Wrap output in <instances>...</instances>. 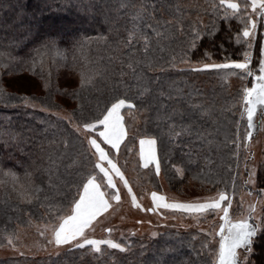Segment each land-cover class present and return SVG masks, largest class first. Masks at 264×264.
Wrapping results in <instances>:
<instances>
[{
  "label": "trees",
  "instance_id": "1",
  "mask_svg": "<svg viewBox=\"0 0 264 264\" xmlns=\"http://www.w3.org/2000/svg\"><path fill=\"white\" fill-rule=\"evenodd\" d=\"M141 4L157 6L154 12L148 8L154 17L148 23L156 25L161 33L157 36L147 23L137 22L148 37L147 53L145 40L133 38L128 42L134 10ZM180 6L178 0H0V75L27 74L39 79L46 92L41 97L30 96L10 90L4 86V80L0 85V246L31 223H52L49 211L53 206L62 207L64 212L69 209L77 185L93 165L88 144L73 125L83 127L85 122L96 123L106 115L105 109L111 107L115 97H127L126 102L133 104V111L144 113L140 130L159 142L163 166L170 161L183 167L181 182L202 173L213 176L210 180L197 177L211 191L228 187L235 165L234 146L231 148L229 144L235 139L238 107L227 118L221 102L230 107L231 102L233 105L241 102V96L235 94L230 98L228 89L221 88L211 77L201 80L194 73H182L179 66L185 60L184 55L196 63L210 58L224 60L229 55L237 60L239 48H234L232 42L233 29L220 20L217 33L211 37L206 35L190 49L191 29L195 24L187 26L186 37L179 34ZM36 15L40 17L37 19ZM83 25L88 26L75 31ZM64 30L67 33L60 34ZM130 63L133 68H129ZM61 71L79 77L74 86L58 84ZM184 81L188 82L186 88ZM142 85L149 88V94L140 95ZM202 94L209 95L207 101L200 99ZM56 95L75 103L69 112L70 120L47 113L64 109L54 101ZM26 100L41 109L26 107ZM194 106L201 114L213 109L219 114L198 118L191 113ZM173 113L186 114L187 120L178 122L176 129L184 131L190 127L193 137L188 144L199 146L194 151L200 154L204 167L196 169L185 164L196 159L186 150L172 155L166 134L171 132L174 136L175 131L163 120ZM45 128L49 130L47 138L43 135ZM228 128L230 137L225 134ZM62 139L70 145L67 154L60 143ZM5 140L9 142L7 146ZM167 171L176 179L172 171ZM26 173L32 174L30 181ZM257 183L260 188L264 187V170L259 172ZM16 185H24L25 191L18 193ZM35 187L43 191L36 193ZM250 222L255 223L253 219ZM255 240L251 260L253 264H264V235ZM0 264L92 263L68 253L48 260L6 259L0 260Z\"/></svg>",
  "mask_w": 264,
  "mask_h": 264
},
{
  "label": "rangeland",
  "instance_id": "2",
  "mask_svg": "<svg viewBox=\"0 0 264 264\" xmlns=\"http://www.w3.org/2000/svg\"><path fill=\"white\" fill-rule=\"evenodd\" d=\"M178 2L181 5L180 17L182 18L179 24V34H182L183 38L186 37L189 33L187 26L195 24L191 29L192 42L190 49L197 41L206 37V35L211 37L217 33L221 21H224L226 27L233 29L232 42L234 48H239V58L237 60L232 59V56L229 55L224 60L210 58L207 61L204 59L196 63L187 60L189 57L184 55L183 59L185 60L179 66V71L182 73H194L201 80L211 77L221 88L228 89L231 95L230 98L235 94H240L241 96V102L235 103L233 101L234 105L231 102L230 107H226L225 101L221 102L225 108V116L227 118L231 116L233 110L237 111L235 108L238 107V117L234 132L235 139L229 144L231 148L234 146L235 165L233 176L228 187L211 191V187L198 182L199 178L197 177L210 180L213 176L210 174L205 176L202 173L201 175L195 174L196 177L187 178L181 182V179L184 177L183 167L173 165L170 161H167L164 166L162 165L159 154L161 147L158 141V145L157 143L155 145L156 159L145 167L140 157L139 141L141 139L156 138L147 135L142 129L140 130L144 123V113L133 111L134 106L131 109L125 107L122 108L121 114L123 117V127L126 132V143L124 144V139L119 149H111L110 146L102 142V138L98 139L97 142L101 143V146L106 151L110 150L109 158L120 169L124 179L128 182L127 187H125L124 182L120 180L119 176L115 174H113V179L116 188L109 189L104 186L106 182L100 179L103 174L99 173V169H93L94 163L98 162L97 157L92 156L93 165L88 170V173L97 175V182L102 184V191L106 193H118L120 199L117 201L111 199L110 196H106V199H109L110 203L109 209L98 216L92 225L85 229V235L89 239H111L114 242L120 243L126 250L121 252L117 249H111L105 244L101 245V251L99 253L94 252L91 246H86L83 249H77L70 245L57 246L54 242H49L53 240L51 223H31L28 228L20 230L14 238L9 239L12 241L11 243L8 240L6 245L0 246V260L17 259L20 257L48 260L71 253V255L74 256L75 254L80 259H85L92 264H144L146 261H150V264H157L158 261H162V264H172L176 261H178L177 264L179 262L188 264V262L191 263L193 261L206 264L207 261L212 259L208 254L210 248H218V244H212L209 248L202 247V245L212 240L211 234L214 231H219L218 225L222 223L219 217L222 213L200 215L198 213L186 214L164 208L154 209L151 198L153 192L157 196L164 197L166 203L205 202L208 198H218V194L224 192L228 197V201L231 202L229 212L234 222L242 217H247L250 206L255 208L253 220L259 222L260 217L264 214V187L260 188L257 183L259 172H263L264 170V105L258 104L256 106V111L253 115L254 127L251 130L248 129L247 104L244 99V93L246 89H251L256 86V78L261 75L259 61L262 58L261 48H264V23H261L262 18L259 15L260 9L257 7L253 10L251 0H247V7L244 0H226V2L238 3L240 5L241 13H238V15L249 20V31H252L250 27L251 22L254 20L257 23V28L252 39L253 48L249 50L244 43L248 38L243 37V31L245 30L243 23L235 17L225 19V6H220L215 13L213 12V3L219 5V0H178ZM227 11L230 12L231 10L229 9ZM36 17L38 19L40 16L36 15ZM87 26L83 25L75 31L78 32ZM33 28H37V26ZM49 29L50 27L47 28V30ZM69 30H73V28ZM197 32H199V37L196 36ZM62 33L65 34L67 31L60 32V34ZM237 37L240 38L239 43H237ZM246 50L250 51L251 54L249 68L253 72L252 76H246L241 70L237 69L205 67V65L213 64L242 63L244 62L243 53ZM57 76L55 75V77ZM184 76L188 77V75ZM0 77H2L0 79V85H2V80H4V86L9 87L12 91L37 97L44 96L46 93L42 88V82L27 74L20 76L0 75ZM60 77L58 80L60 86H74L77 78H79L75 74L72 75L64 71H61ZM55 79L56 83L57 78ZM183 85L186 88L188 82L184 81ZM208 96V94L199 95L202 101H207ZM168 99L171 100L172 98ZM222 99L226 100V96L224 98L222 97ZM54 101L63 105L64 109L47 113L62 120H70L69 112L75 106V103L60 95H56ZM128 103L126 102V105ZM24 105L32 109H41L38 104L33 103L31 100H26ZM195 108L196 106H194L191 113L198 118L202 117V115L219 114L214 109L212 112L201 114L196 112ZM184 120H187L185 113H173L166 120H163L164 123L170 125L172 132L181 133L177 137L175 135L172 136L171 132H168L166 136H169V140L167 139L169 142L167 141V143L173 149L172 155H177L179 152L181 154L183 150L191 152V154L193 153L196 159L194 161H187L185 164L192 165L198 169L203 164L200 154L194 151L199 146L196 147L193 144H188L193 137L190 127L186 130L184 129V131L176 129V126L178 127L177 123ZM173 125L175 126L174 131L172 130ZM73 126L75 130L78 127L76 125ZM80 128L81 131L77 133L87 144L88 139L96 138L97 132L102 130L101 126L98 125L97 129L89 135L83 127ZM227 131L225 134L230 132L229 128ZM248 131H252L251 138L247 136ZM227 136L229 135L227 134ZM133 140L135 142H132ZM89 150L91 153L94 151L90 148ZM184 156L186 157L185 153ZM188 156H190V153ZM156 162L160 164L159 175L156 174ZM205 162L208 164L207 160ZM211 164L209 162V165ZM105 167H108L106 163ZM167 170L172 171L176 179ZM206 171L209 173L213 172L211 170ZM176 182L177 185H174ZM15 187H17L16 190L18 193L21 191L22 194L25 191L24 185H16ZM129 189H131V195L129 194ZM133 195L136 197V204L140 205L139 208L132 202ZM223 206H227V201ZM149 208H153L154 210L146 211ZM109 229L111 230L110 232ZM215 239L218 241L219 237L216 236Z\"/></svg>",
  "mask_w": 264,
  "mask_h": 264
},
{
  "label": "snow or ice",
  "instance_id": "3",
  "mask_svg": "<svg viewBox=\"0 0 264 264\" xmlns=\"http://www.w3.org/2000/svg\"><path fill=\"white\" fill-rule=\"evenodd\" d=\"M247 7V0H244ZM220 6H225V19L230 17H235L241 21L244 25L243 37L248 38L244 43L247 45V49H252V39L254 37V32L257 28V23L253 20L250 24L251 30L249 31V20L247 18L238 15L241 13V8L238 3L226 2V0H219V5L213 3V12L217 11V8ZM151 7L152 11L156 10V5H147L141 4L139 7H136L134 14L132 16L133 27L130 30L129 40L131 43L133 38L145 40V52L148 51V37L146 32L140 30L137 22L147 23V26L152 28L157 36H160L161 33L158 31L156 25L148 23V21L154 19L152 15L149 14L148 8ZM251 7L255 10L259 7V15L262 18L261 23H264V0H251ZM231 10L230 12L227 10ZM246 10V9H245ZM169 24L172 22L169 21ZM196 36L199 37V32L196 33ZM237 43H239L240 38L237 37ZM244 62L240 63H223V64H213L205 65V67H212L216 69H237L241 70L244 75L252 76L253 72L249 68L251 62L250 51H244ZM261 59L259 61V75L257 79L256 86L251 89H246L244 93V99L246 101L247 107V122L248 129H253V115L256 111V106L264 105V48H261ZM129 68H133V64L130 63ZM150 90L146 86H141L140 95L144 96L149 94ZM35 99V98H33ZM126 98L115 97L114 102H111V107H106V115H103L102 119H97L96 123L85 122L83 129L87 131L90 135L94 130L97 129V126L100 125L103 127L102 131H98L96 138L88 139L89 148L94 150L91 155L97 157L96 163L93 165V169H99V173H102L103 176L100 177L102 181H105L106 186L109 189H115L116 184L113 179V174L119 176L120 180L124 182L125 187H127V181L124 179L123 174L120 169L117 168V165L113 163L112 159L109 158L110 150L106 151L104 147L101 146V143H98V139L102 138L104 144L110 145L111 149H119L122 140L124 139L126 133L124 127L121 123L120 110L122 108L131 109L133 105L128 103L126 105ZM175 126H172L174 131ZM81 128L77 127L76 132H80ZM44 137L49 136L48 128L44 129ZM53 137L55 133L51 134ZM175 136H180V132H174ZM248 138H251L252 131H248ZM5 145H8V141H4ZM61 145L65 148L67 154V149L70 146L67 140L62 139L60 141ZM157 141L153 138L141 139L140 144V157L143 160V164L147 167L150 163L155 161V145ZM127 147V145H125ZM44 146L41 145L43 150ZM51 160V156H49ZM105 163L108 167H105ZM156 174L160 173V164L156 162L155 165ZM38 171L41 169H37ZM2 171V169H0ZM43 171H49L50 169H43ZM8 175V173H4ZM31 173H26V177L31 179ZM51 179V176L49 177ZM97 175L88 173L83 177L80 183L77 185L76 195L72 197L69 202V210L64 212L62 207L53 206L49 211V219L51 223V231L53 233V240L49 241L57 246L60 245H70L74 246L77 249H83L86 246H91L94 252L99 253L101 251V245L105 244L111 249H117L121 252H124L126 249L118 242H114L111 239L108 240H96L89 239L85 235V229L90 227L93 221L100 216L102 213L106 212L109 207V199H106V196H110L111 199L119 201L120 196L118 193H106L101 190L102 184L97 182ZM34 192L40 193L43 189L35 187ZM129 194L131 195V189H129ZM152 201L154 209H169L173 211H179L186 214L198 213L200 215H212L216 213H222L219 219L222 221L218 225L219 231H214L212 235V240H209L202 247L209 248L212 244H218V248H210L209 256L212 257L206 264H253L251 256L255 254L254 244L256 242L255 238L258 236L264 235V215L260 217L259 222L250 223L249 221L253 219V213L255 208H249L248 216L242 217L237 221H233L230 217L229 210L231 209V202L228 201V197L224 192L218 194V198H208L205 202H195V203H166L164 197L157 196L155 192L152 193ZM227 201V206H223ZM132 202L136 207H140L139 204H136V197L132 196ZM153 208L146 209V211H153ZM63 213V214H61ZM139 223V222H138ZM111 230L109 229V232ZM218 236V241L215 237ZM12 241L9 240V243ZM157 264H162V261H158Z\"/></svg>",
  "mask_w": 264,
  "mask_h": 264
},
{
  "label": "crops",
  "instance_id": "4",
  "mask_svg": "<svg viewBox=\"0 0 264 264\" xmlns=\"http://www.w3.org/2000/svg\"><path fill=\"white\" fill-rule=\"evenodd\" d=\"M257 3H259V0H257ZM121 113H122V109L120 110V113H119V114H120V117H121V123H122V125H123V117H122V114H121ZM101 128H102V130H103V127H102V126H101ZM102 130H101V131H102ZM124 130H125V129H124ZM125 133H126V132H125ZM125 138H126V135H125L124 139H125ZM124 139L122 140V142L124 141ZM122 142H121V143H122ZM108 146H110V145H108ZM110 147H111V146H110ZM155 153H156V148H155Z\"/></svg>",
  "mask_w": 264,
  "mask_h": 264
}]
</instances>
